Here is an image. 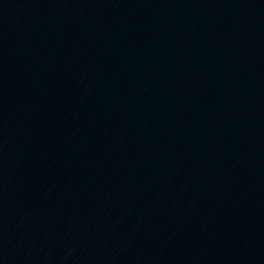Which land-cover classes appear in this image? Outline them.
<instances>
[{
	"label": "water",
	"instance_id": "95a60500",
	"mask_svg": "<svg viewBox=\"0 0 264 264\" xmlns=\"http://www.w3.org/2000/svg\"><path fill=\"white\" fill-rule=\"evenodd\" d=\"M0 264H264V0H0Z\"/></svg>",
	"mask_w": 264,
	"mask_h": 264
}]
</instances>
